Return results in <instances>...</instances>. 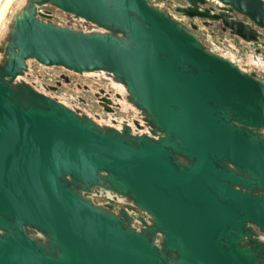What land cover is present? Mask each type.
Instances as JSON below:
<instances>
[{"label": "water", "instance_id": "obj_1", "mask_svg": "<svg viewBox=\"0 0 264 264\" xmlns=\"http://www.w3.org/2000/svg\"><path fill=\"white\" fill-rule=\"evenodd\" d=\"M185 1L264 54V0ZM31 61L106 79L108 119ZM263 130L264 77L152 0H24L0 35V264H264Z\"/></svg>", "mask_w": 264, "mask_h": 264}, {"label": "flooded vegetation", "instance_id": "obj_2", "mask_svg": "<svg viewBox=\"0 0 264 264\" xmlns=\"http://www.w3.org/2000/svg\"><path fill=\"white\" fill-rule=\"evenodd\" d=\"M152 4L157 9L167 12L181 25L192 30L194 33H197L202 42L209 49L215 51L217 54L232 57L237 60L239 65L246 71L253 72L259 78L264 77L263 53L257 54L247 45L240 44L237 38L224 33L220 26H203L201 20L191 19V17L175 11V7H186L187 4L185 0H152ZM206 6L214 7L215 4L207 1ZM44 10L49 12L51 17L54 16L51 10ZM61 14L68 18H62L57 21H54L51 18V20L57 23L72 24L74 26H87L85 23L72 20L68 14L62 12ZM192 26H196V29H192ZM77 76L80 77L78 74ZM30 82L39 90L50 93L54 96H64L65 98H62H64L68 104L75 105L84 110H89L91 111V114L99 115L104 120L108 119V114L97 104V99L100 98L107 100L108 98L109 101L113 102L116 97V90L110 86L108 81H105L102 78H95L92 81H86L84 79L71 77L68 73L49 70L42 75L36 73V75L31 77ZM129 114L131 118L134 115L131 111L121 113L118 109L113 108V115L115 117L126 119ZM96 199L106 201V199L102 197ZM128 208L131 209L130 207Z\"/></svg>", "mask_w": 264, "mask_h": 264}, {"label": "rangeland", "instance_id": "obj_3", "mask_svg": "<svg viewBox=\"0 0 264 264\" xmlns=\"http://www.w3.org/2000/svg\"><path fill=\"white\" fill-rule=\"evenodd\" d=\"M6 1H8L7 2V4H6V6H5V8H4V10H3V13H2V16H1V18H0V35H1V33L4 31V29H5V25H6V21H7V19L9 18V16H10V14H11V12L14 10V9H16V8H18V7H20L22 4H23V2H24V0H0V7L3 5V3L4 2H6ZM44 9H49V10H51L52 12H53V17H51L52 18V20H54V21H57V20H60V19H62V18H68V17H66V16H64L63 14H61V12H59L57 9H55V8H53V7H46V8H44ZM29 67H30V75H31V77L32 76H34V75H36V73H39V74H45L47 71H49V70H53V71H56V72H64V73H68L71 77H74V78H80V79H84V80H86V81H92L93 79H95V77H88V76H77V74H75V73H72V72H69V71H67V70H65V69H63V68H57V67H54V68H50V69H45V68H42L40 65H38L36 62H34V61H31L30 63H29ZM97 78H102V77H97ZM31 79V78H30ZM102 79H104V78H102ZM105 81H107L106 79H104ZM55 97L56 98H58L59 100H61V101H63V102H65L66 104H68L65 100H64V96H62V95H55ZM62 97H64V98H62ZM87 112L89 111V110H86ZM133 114H135L133 111H131ZM89 113L91 114V111H89ZM133 116H135V115H133ZM131 116H130V114L126 117V118H130ZM95 200L97 201V202H100V201H103L102 199H96L95 198Z\"/></svg>", "mask_w": 264, "mask_h": 264}, {"label": "bare ground", "instance_id": "obj_4", "mask_svg": "<svg viewBox=\"0 0 264 264\" xmlns=\"http://www.w3.org/2000/svg\"><path fill=\"white\" fill-rule=\"evenodd\" d=\"M7 2H8V1L4 2L3 5L0 7V18H1V16H2L3 10H4V8H5L6 4H7Z\"/></svg>", "mask_w": 264, "mask_h": 264}, {"label": "built area", "instance_id": "obj_5", "mask_svg": "<svg viewBox=\"0 0 264 264\" xmlns=\"http://www.w3.org/2000/svg\"><path fill=\"white\" fill-rule=\"evenodd\" d=\"M134 115H135V114H134ZM133 117H134V116H133ZM133 117H132V118H133ZM126 119H127V120H130V119H131V117H130V118H126Z\"/></svg>", "mask_w": 264, "mask_h": 264}]
</instances>
